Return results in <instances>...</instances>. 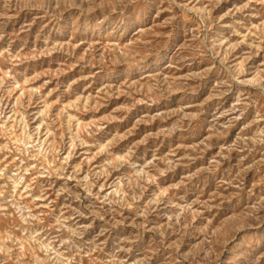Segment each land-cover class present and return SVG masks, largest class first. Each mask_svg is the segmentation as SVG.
Listing matches in <instances>:
<instances>
[{"label":"rangeland","instance_id":"1","mask_svg":"<svg viewBox=\"0 0 264 264\" xmlns=\"http://www.w3.org/2000/svg\"><path fill=\"white\" fill-rule=\"evenodd\" d=\"M0 264H264V0H0Z\"/></svg>","mask_w":264,"mask_h":264}]
</instances>
